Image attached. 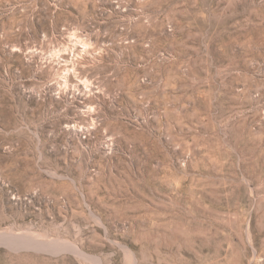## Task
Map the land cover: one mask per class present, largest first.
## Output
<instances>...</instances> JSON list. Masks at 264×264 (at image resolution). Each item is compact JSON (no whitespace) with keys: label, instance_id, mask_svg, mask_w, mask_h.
<instances>
[{"label":"rangeland","instance_id":"374dc122","mask_svg":"<svg viewBox=\"0 0 264 264\" xmlns=\"http://www.w3.org/2000/svg\"><path fill=\"white\" fill-rule=\"evenodd\" d=\"M0 264H264V0H0Z\"/></svg>","mask_w":264,"mask_h":264},{"label":"bare ground","instance_id":"6f19581e","mask_svg":"<svg viewBox=\"0 0 264 264\" xmlns=\"http://www.w3.org/2000/svg\"><path fill=\"white\" fill-rule=\"evenodd\" d=\"M132 262V261H131Z\"/></svg>","mask_w":264,"mask_h":264}]
</instances>
